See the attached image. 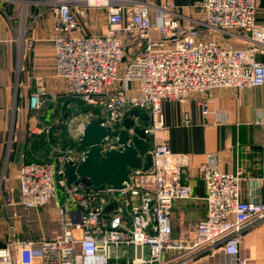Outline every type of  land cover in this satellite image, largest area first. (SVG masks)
<instances>
[{
    "label": "built area",
    "instance_id": "2783aa9c",
    "mask_svg": "<svg viewBox=\"0 0 264 264\" xmlns=\"http://www.w3.org/2000/svg\"><path fill=\"white\" fill-rule=\"evenodd\" d=\"M48 3L54 15L56 76L65 82L64 97L90 109L75 106L74 116L63 122L67 145L54 148L46 162L20 166L19 198L7 202L37 211L55 202L60 233L31 242L8 240L0 247V264H245L240 248L248 232L264 222V202L242 200V171L229 174L204 164L208 215L197 224L193 240L173 241L174 204L193 198L186 181L190 156L173 153L161 135L165 101L186 104L192 94H201L206 116L212 113L213 91L264 86V63L257 59L264 54V23L257 19L256 0H197L194 16L150 0ZM86 8L107 10L106 35L81 31L79 17ZM221 36H248L250 45L226 47ZM127 42L142 53L128 60ZM45 96L42 87L31 94L30 110L40 111ZM97 119L112 130L133 119L149 138L152 167L132 170L121 189L68 184L65 162L83 160L78 142L85 125ZM185 119L189 123L187 115ZM54 128L35 126L32 132L41 129L49 135ZM104 147L118 148L115 139ZM215 256L218 263H206Z\"/></svg>",
    "mask_w": 264,
    "mask_h": 264
},
{
    "label": "crops",
    "instance_id": "0c3cea01",
    "mask_svg": "<svg viewBox=\"0 0 264 264\" xmlns=\"http://www.w3.org/2000/svg\"><path fill=\"white\" fill-rule=\"evenodd\" d=\"M196 1L150 0L158 7L173 4L177 12L189 16L196 15L192 9ZM48 2L0 0V190H19L16 175L24 162H46L55 153L54 148H63L62 137L66 130L62 124L72 108L76 110L64 97L65 82L56 76L54 15L52 4ZM256 4L257 19L264 23V0H256ZM153 17L155 20L156 12ZM79 24L86 35L104 36L108 32L107 10L86 8L85 15L79 17ZM243 37L221 36L219 39L226 47L242 49L250 45L248 36ZM257 59L264 63V54H259ZM39 87L45 89L48 102L36 112L30 110L28 104L30 95ZM50 98L60 101L57 111L63 117L49 135V145L39 141L41 132L34 134L31 129L52 126L50 119L56 110ZM201 98V94L194 93L186 104L164 102L166 128L161 137L173 153L190 156L186 181L193 188V198L176 201L171 217L172 238L180 240H193L197 224L208 215L201 172L204 164L229 174L242 171L246 178L241 184L242 200L264 202V86L242 91H213L212 113L206 116L199 104ZM186 115L189 123H186ZM147 123L143 121V125ZM13 180L17 184H13ZM18 198L19 192L14 199ZM59 233L55 202L38 211L0 202V247L8 239L32 241L42 236L54 238ZM263 245L264 222L248 232L240 248L245 264L258 263V250ZM218 262L217 256L206 261Z\"/></svg>",
    "mask_w": 264,
    "mask_h": 264
},
{
    "label": "water",
    "instance_id": "95a60500",
    "mask_svg": "<svg viewBox=\"0 0 264 264\" xmlns=\"http://www.w3.org/2000/svg\"><path fill=\"white\" fill-rule=\"evenodd\" d=\"M139 116L138 111L132 113ZM148 121V118H143ZM102 119L92 120L84 127L78 142V149L83 152L81 162L69 159L65 162V175L68 184L84 181L87 186H111L121 189L130 182L134 169L148 171L153 164L150 141L144 128L136 126L133 119H127L122 129L114 130L101 125ZM133 129V132H131ZM116 140L118 148L104 147L107 140ZM113 209L107 206L105 212Z\"/></svg>",
    "mask_w": 264,
    "mask_h": 264
},
{
    "label": "rangeland",
    "instance_id": "374dc122",
    "mask_svg": "<svg viewBox=\"0 0 264 264\" xmlns=\"http://www.w3.org/2000/svg\"><path fill=\"white\" fill-rule=\"evenodd\" d=\"M127 46L129 47V49H130V51L128 50V57H127V59L128 60H130V59H133V58H135L137 55H140L141 53H142V50H140V49H138V47L136 46V45H132L130 42H127ZM52 98H50L49 100H51ZM48 102V98H46V101H45V103H47ZM52 104H53V106L55 107V113H54V115L51 117V125H53L54 127H57L58 125H59V122L60 121H62V117H63V115H59V113H58V111H57V107H58V104L60 103V101H58V99L57 98H53L52 99V102H51ZM71 106L70 107H75V106H78L80 109H83V108H87L88 106H86V105H84L83 103H81V102H76L75 100H73V101H71ZM45 105V104H44ZM66 106H67V104H66ZM59 107H60V105H59ZM58 107V108H59ZM74 111H75V109H73L72 108V112H69L68 114L69 115H67V118L65 119V121H67L68 119H71L72 118V116H74ZM64 121V122H65ZM149 121V120H148ZM49 124V125H50ZM76 126V125H75ZM35 128V127H34ZM34 128H30L31 129V131H33L34 130ZM142 128V127H141ZM46 130H44V131H41V129H40V131L39 132H41V133H39V134H41L40 136L41 137H39V139L40 138H42V139H38L40 142H42V143H46V144H51L49 141H48V139H49V135L45 132ZM29 132H30V130H29ZM11 137H12V135H13V126H12V129H11ZM45 136V137H42V136ZM36 136H38V135H36ZM47 137V138H46ZM45 140H47V141H45ZM50 140H51V138H50ZM51 157V155L49 156V158ZM38 163H41V162H38ZM16 177H17V175H16ZM17 179V178H16ZM17 181H18V179H17ZM17 181L16 180H13V184H17ZM8 182V184H10V181H7ZM19 182V181H18ZM78 183H84L85 184V182L84 181H78ZM18 192H19V190H0V202L1 201H4V202H8V200H9V198H11V199H14V198H16L17 197V195H18ZM50 205H53V202H51L50 203ZM57 236H58V234H57ZM57 236H55V237H57ZM54 237V238H55ZM11 238V237H10ZM13 238V237H12ZM47 238V237H46ZM47 239H52V238H47ZM181 238H173V241L175 240V241H177V240H180ZM9 240V239H8ZM8 240H7V242H8ZM32 241H36V240H32ZM6 242V243H7ZM18 242H31V241H18ZM258 257H259V261H258V263H256V264H264V245L261 247V248H259V250H258ZM251 264V263H250ZM253 264H255V263H253Z\"/></svg>",
    "mask_w": 264,
    "mask_h": 264
},
{
    "label": "trees",
    "instance_id": "16d2710c",
    "mask_svg": "<svg viewBox=\"0 0 264 264\" xmlns=\"http://www.w3.org/2000/svg\"><path fill=\"white\" fill-rule=\"evenodd\" d=\"M84 110H87V109H90L89 107H85V108H83ZM62 140H63V143L65 144V145H67V136L66 135H64L63 137H62Z\"/></svg>",
    "mask_w": 264,
    "mask_h": 264
},
{
    "label": "bare ground",
    "instance_id": "6f19581e",
    "mask_svg": "<svg viewBox=\"0 0 264 264\" xmlns=\"http://www.w3.org/2000/svg\"><path fill=\"white\" fill-rule=\"evenodd\" d=\"M90 1V3H95L96 2V0H89Z\"/></svg>",
    "mask_w": 264,
    "mask_h": 264
}]
</instances>
